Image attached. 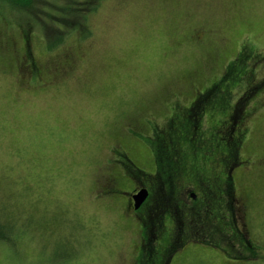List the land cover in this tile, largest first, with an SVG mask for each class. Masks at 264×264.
<instances>
[{
  "label": "rangeland",
  "instance_id": "1",
  "mask_svg": "<svg viewBox=\"0 0 264 264\" xmlns=\"http://www.w3.org/2000/svg\"><path fill=\"white\" fill-rule=\"evenodd\" d=\"M27 2L0 0V229L28 218L30 242L19 260L20 236L10 233L16 246L0 239V264H134L141 222L103 193L104 163L129 121L162 123L167 103L188 105L243 52L249 67L252 50L264 57V0ZM24 37L47 70L67 65L56 77L43 72V86L37 75L20 80ZM254 67L264 78V59ZM252 106L243 155L255 165L234 176L250 192L253 258L226 244L213 249L225 256L193 248L174 252L173 264H264V92Z\"/></svg>",
  "mask_w": 264,
  "mask_h": 264
},
{
  "label": "flooded vegetation",
  "instance_id": "2",
  "mask_svg": "<svg viewBox=\"0 0 264 264\" xmlns=\"http://www.w3.org/2000/svg\"><path fill=\"white\" fill-rule=\"evenodd\" d=\"M26 56L27 58L25 57L23 60L24 64H21L19 67L21 78L31 76L30 80H32L34 74L31 72H24L26 67H23L27 65L31 67V65L39 63L32 52L28 51ZM68 64L72 63L68 62ZM39 65L42 66V64ZM202 93L204 92L195 91L188 105L182 104L180 96H176V102L185 109L191 110L193 113L200 107L198 105L199 103L195 104V102L199 94L201 95ZM243 94L244 92L241 91L239 98ZM172 101L170 102L171 104L167 103V106L169 105L171 107L175 100ZM235 102L232 108L237 105ZM252 102L251 104L249 103L247 108H244V113L247 116L245 122L247 128L244 126L243 139L239 140V160H237V165L230 171V185H227V187L226 184L223 185L225 175H221L218 169H214L212 173L210 171V173H208L211 176L219 174L220 177L217 178L218 183H222L223 181V184H221L222 189L219 188L221 191L218 195H216V192L213 190V185L210 184L211 181H214L213 178H207L204 176V173L201 174L200 171L193 173V170L191 171L189 167H185L180 174L179 171H177L172 183L163 182L162 178L157 175L156 165L154 163L155 156L152 154L150 146L143 144L145 147L143 151H146V155H143L141 152L138 154L137 152L135 153V146H130L134 139L132 138V141L129 142V137H132V134L124 130L126 136L120 133L122 140L118 144L119 146L117 145L114 149L116 155L104 163L105 174H103L104 179L102 180L104 184L102 188L103 193L106 195H108L109 192L120 193L121 196L119 199H116L114 195L106 197H108L109 200L115 201V204H118L122 200L125 208L128 210L133 209L136 218L141 222V231L146 229V233L150 236V239L153 238L156 243L162 241L163 227L170 225L169 228L171 232L169 236L171 237V244L167 248L170 255L166 261L165 257L161 259V261L166 262V264H173V260L176 259L174 258L175 255H173L174 252L188 251L193 248H196V250L205 248L211 253H220L223 255L224 252L215 251L213 249L226 246V244L230 245L231 249L241 248L238 250V254L235 252L233 253L241 256V258H243L242 261H245L244 259H246L247 256H252L253 258V253L255 252H253V214L250 205V192L245 189H240L241 186H237L234 176V172L241 171L244 173L246 170H251L253 168L252 166L255 165L250 159L243 155L250 135L248 118H251V116H248L250 114L249 111L252 110L253 107ZM205 110L204 107H201L197 114L198 118L204 119L205 122H207L206 120L210 121V119H214L212 115L206 114ZM172 112L173 110L171 109V113ZM231 115L232 114H230V117ZM129 122H131V124L135 123L134 121ZM158 124H161V122L148 121L147 124L142 123V126L139 128L145 130L146 133H151L152 129H150V127L153 125L157 126ZM134 138L141 142L136 137ZM135 143L134 141V144ZM212 154L213 152L211 155ZM179 158L180 157L176 155L171 162L174 167H178ZM135 171L138 172L137 175H134ZM128 172L130 174H128ZM207 172L205 171V173ZM142 190L148 192V197L139 209H135L134 196ZM183 193L186 197L184 204H181L180 202L178 203V198L181 197ZM174 204H176V206ZM174 211L175 213H173ZM178 224H180V227H178ZM260 236L263 237V235ZM224 239H227L228 243L225 242ZM210 240L212 243H210ZM215 240L218 241L216 242ZM140 243H142V241H140ZM149 246L154 247L151 243H149ZM147 248L148 247L145 249L146 251ZM156 262L155 264L160 263V259ZM205 263H207V261H205ZM227 264L231 263L227 260ZM235 264H238V262H235Z\"/></svg>",
  "mask_w": 264,
  "mask_h": 264
},
{
  "label": "trees",
  "instance_id": "3",
  "mask_svg": "<svg viewBox=\"0 0 264 264\" xmlns=\"http://www.w3.org/2000/svg\"><path fill=\"white\" fill-rule=\"evenodd\" d=\"M27 1L29 0H22L23 4L21 5L23 9L30 7V3ZM86 20L87 18L84 19V22ZM25 41L27 50L30 46L28 44L29 39L26 37ZM244 47L246 48V46ZM252 53L253 62L251 67H249L251 60L247 61L248 55H245L243 52L236 60L227 65L224 73L220 77L212 79L209 86L199 91L204 93L201 95L199 94L195 102V104L199 103L198 105L200 106L197 111L192 113L191 110H187L182 105H179V103L172 101L173 105L171 107L169 106V108H171L173 112L170 113L161 124L150 127V129H152L151 133L148 132L150 134L139 128L142 125H131L132 129L129 133L139 139L142 144L150 146L151 152L155 156L154 163L156 165L157 175L162 178L163 182L172 183L177 171H179L180 174L185 167H189L191 171L193 170V173L200 171L201 174L204 173V176L207 178L214 179L210 184L213 185L212 188L216 192V195L220 194L221 190H219V188L222 189L221 184H223V181V185L226 184V187L230 185V171L237 165V160H239V140L243 139L244 126L247 119L244 108H247L249 103L251 104L252 101L264 92V78L258 79L257 71H255L254 67L261 62L264 57L263 54L255 53L254 50H252ZM52 65L54 69L52 72L47 70L45 66H41L37 63L31 65V67L27 65L28 68L27 66L23 68L26 67L24 72H31L39 76L40 81H36V84L42 85L43 72H47L50 76L51 73H53L52 75L56 77L67 66L60 62H52ZM26 78V80L31 83V76H27ZM20 80L24 81L25 78H20ZM240 89L244 94L239 98ZM237 92L239 93L236 96L235 94ZM234 95L239 98H236L237 101L236 99L233 101L235 98ZM234 102L237 105L232 108ZM201 107L206 109V114L213 116L214 119H210L211 124L208 123V121L206 122L208 124H206L204 119L198 118L197 114ZM256 108L258 109V106L255 107V109L252 107L248 117L253 116V110H257ZM230 114H232L231 117ZM245 127L247 128V126ZM212 152L213 154L211 155ZM176 155L180 157L178 167H174L171 163ZM214 169H218L221 175H225L222 183H218L217 178L220 177L219 174H215L214 176L208 174L210 172L212 173ZM205 171L207 173H205ZM129 172L128 174H130ZM134 173V175L138 174L137 171ZM110 195L116 196V199H119L118 196H121V194L117 192H109L106 196L111 197ZM1 220L4 222L3 224L5 226L13 224L14 221L13 217L1 218ZM28 222L29 220L26 218L18 225L14 224L7 230L8 233L0 229V239L6 244L10 243L16 246L10 233H15L20 236L18 246L16 247L19 260H21V255H24V250L19 249V244L22 240L24 241L26 239L30 242L29 238H22L23 233L25 232V235L27 233L25 229L28 227ZM165 227L162 229V241L156 243L153 238L150 239V236L146 233V229L140 230L139 246L136 244L135 246L137 247L136 250H134L136 260L134 264H155L159 259L160 263L158 264H166V262L161 261V259L165 257L166 261L170 255L167 248L171 244V237L169 236L171 230L169 228L170 225H166ZM140 241H142V243H140ZM149 243H155L156 245L151 247ZM210 243H212L211 240ZM146 247H148L147 251L145 250ZM3 248L5 247L3 246Z\"/></svg>",
  "mask_w": 264,
  "mask_h": 264
},
{
  "label": "water",
  "instance_id": "4",
  "mask_svg": "<svg viewBox=\"0 0 264 264\" xmlns=\"http://www.w3.org/2000/svg\"><path fill=\"white\" fill-rule=\"evenodd\" d=\"M147 197L148 192L146 190H142L136 196H134L135 209H139V207L144 203Z\"/></svg>",
  "mask_w": 264,
  "mask_h": 264
}]
</instances>
